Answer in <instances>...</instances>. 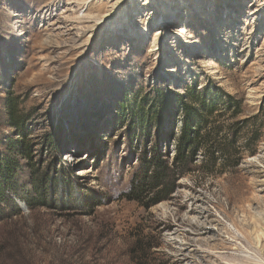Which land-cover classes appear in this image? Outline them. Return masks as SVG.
I'll return each instance as SVG.
<instances>
[{"label":"rangeland","instance_id":"rangeland-1","mask_svg":"<svg viewBox=\"0 0 264 264\" xmlns=\"http://www.w3.org/2000/svg\"><path fill=\"white\" fill-rule=\"evenodd\" d=\"M193 84L238 101L212 121L230 135L228 157L199 168L198 155L156 204L128 198L161 126L145 140L132 110ZM21 126L33 144L25 189L40 196L30 169L54 185L47 204L0 221V264L264 258L251 239L264 231V0H0L1 153ZM161 146L171 161L174 146Z\"/></svg>","mask_w":264,"mask_h":264},{"label":"trees","instance_id":"trees-1","mask_svg":"<svg viewBox=\"0 0 264 264\" xmlns=\"http://www.w3.org/2000/svg\"><path fill=\"white\" fill-rule=\"evenodd\" d=\"M9 106L11 115L16 118L15 107L11 103ZM221 108L239 111L236 109L239 108L238 101L212 87L198 89L196 84L187 87L184 93L160 91L149 104L137 103L130 118L133 132L147 140L152 135V128L156 124L161 126L153 146L149 149L148 144H144L140 168L135 172L126 196L139 200L141 195L153 193L150 202L156 204L174 191L179 178L193 170L198 155L202 156L199 168L215 165L219 159L227 158L232 146V143H227L230 135L227 136L224 127L212 123L215 114L222 115ZM124 109L125 106L121 105V115ZM18 124V120L14 122V125ZM20 128L23 138L11 141L9 148L12 153L0 152V221L19 213L23 202L32 208L47 204L45 186L48 183L51 187L54 185L49 172L43 174L38 169H30L31 186L40 196L32 197L25 189L27 183L22 182L24 166L20 160L28 162L33 158V144L24 140L27 134L22 126ZM163 142L174 146L171 161L162 150ZM29 166L32 168L31 164Z\"/></svg>","mask_w":264,"mask_h":264},{"label":"bare ground","instance_id":"bare-ground-1","mask_svg":"<svg viewBox=\"0 0 264 264\" xmlns=\"http://www.w3.org/2000/svg\"><path fill=\"white\" fill-rule=\"evenodd\" d=\"M156 32H159V30H157ZM185 32V27H182L180 30V33H184ZM157 35L154 38L157 39ZM236 228V227H235ZM237 229V228H236ZM239 231V229H237ZM244 234V233H243ZM245 235V234H244ZM246 236V235H245ZM248 238V237H247ZM249 239V238H248ZM251 239L255 240L257 243V246L262 250V253H264V231H257L256 233L253 234V237H251ZM258 263L260 264H264V258L261 257L260 259H257ZM257 263V262H256Z\"/></svg>","mask_w":264,"mask_h":264}]
</instances>
